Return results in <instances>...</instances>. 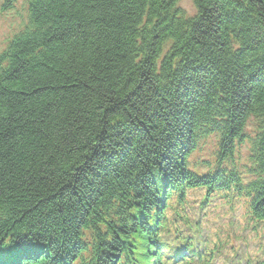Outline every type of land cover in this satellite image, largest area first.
Instances as JSON below:
<instances>
[{
	"label": "trees",
	"instance_id": "1",
	"mask_svg": "<svg viewBox=\"0 0 264 264\" xmlns=\"http://www.w3.org/2000/svg\"><path fill=\"white\" fill-rule=\"evenodd\" d=\"M178 1L25 0L0 47V264H212L237 256L214 198L264 228V0Z\"/></svg>",
	"mask_w": 264,
	"mask_h": 264
},
{
	"label": "rangeland",
	"instance_id": "2",
	"mask_svg": "<svg viewBox=\"0 0 264 264\" xmlns=\"http://www.w3.org/2000/svg\"><path fill=\"white\" fill-rule=\"evenodd\" d=\"M2 0H0L1 3ZM178 7L181 8L187 15H193L195 13V8L193 4V0H179L178 1ZM25 0H19L17 3H15L14 8L10 9L5 12H0V47H2L6 41V39L12 34L13 31H15L18 27V25L21 22V19H23L26 15L25 11ZM254 123L252 119H249L246 127L245 132L247 136L252 137L254 133ZM217 148V141L216 137L213 135L205 138V140H202L201 145L198 150L194 151L190 158L188 159V168L197 174H202L205 169L202 166L203 162L211 161L213 162L214 153ZM249 145L248 141L245 139L243 142L236 148V156L234 161L236 162V167L244 171L246 163H247V155ZM245 174V172L243 173ZM246 179H250V177L247 175ZM241 200L239 202H235L236 205L233 207V210H227V206H225V200L222 201H216V199L213 201V206L210 207L205 212V218L209 219V225L213 228H217L221 225V223H227V220L230 217H236L238 221L240 222V226L243 225L244 227H248L250 223L246 222L245 217L243 214H245V206L244 202L246 203L245 198H240ZM207 231H205L203 234H205ZM228 235V238L233 241L236 244L240 243L239 249H238V255L234 258L232 255H230L228 252H225V254H229L228 257H223L220 259L216 264H227V260L234 259V264H246L248 261V257L250 259H253V253L254 251H257L258 248L264 247V228H257L256 234L250 231H244V234H239L235 232L232 228H229L226 232ZM225 233V234H226ZM234 233L236 235H240L244 237V241L240 239H236L234 237ZM219 235L221 237L224 236L223 232H219ZM247 243L248 249H245L244 244Z\"/></svg>",
	"mask_w": 264,
	"mask_h": 264
},
{
	"label": "bare ground",
	"instance_id": "3",
	"mask_svg": "<svg viewBox=\"0 0 264 264\" xmlns=\"http://www.w3.org/2000/svg\"><path fill=\"white\" fill-rule=\"evenodd\" d=\"M3 1V0H2ZM1 1V2H2ZM203 140H205V139H203ZM201 144L200 143H198V145H197V148H196V150L198 149V147L200 146ZM190 158V157H189ZM187 161H188V159H187ZM240 224V222L238 221V219H236V217H233L232 218V222H231V228L235 231V232H237V233H239V234H244V231L246 230V227H244L243 225H239Z\"/></svg>",
	"mask_w": 264,
	"mask_h": 264
}]
</instances>
